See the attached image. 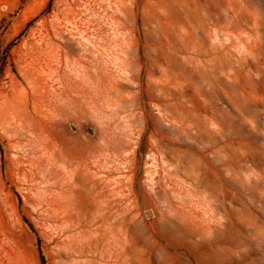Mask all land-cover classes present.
Instances as JSON below:
<instances>
[{
  "label": "rangeland",
  "instance_id": "rangeland-1",
  "mask_svg": "<svg viewBox=\"0 0 264 264\" xmlns=\"http://www.w3.org/2000/svg\"><path fill=\"white\" fill-rule=\"evenodd\" d=\"M0 264H264V0H0Z\"/></svg>",
  "mask_w": 264,
  "mask_h": 264
},
{
  "label": "trees",
  "instance_id": "trees-1",
  "mask_svg": "<svg viewBox=\"0 0 264 264\" xmlns=\"http://www.w3.org/2000/svg\"><path fill=\"white\" fill-rule=\"evenodd\" d=\"M43 260V259H42Z\"/></svg>",
  "mask_w": 264,
  "mask_h": 264
}]
</instances>
